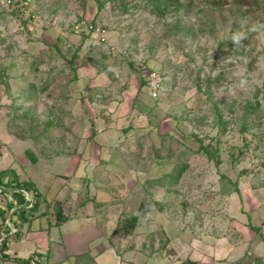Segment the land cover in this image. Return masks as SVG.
I'll return each mask as SVG.
<instances>
[{
	"label": "rangeland",
	"instance_id": "1",
	"mask_svg": "<svg viewBox=\"0 0 264 264\" xmlns=\"http://www.w3.org/2000/svg\"><path fill=\"white\" fill-rule=\"evenodd\" d=\"M154 1L33 0L42 19L31 30H15V14L0 6V171L62 183L74 175L58 165L73 166L87 142L95 167L118 165L102 172L114 180L99 190L125 202L118 240L137 264H193L196 241L223 259L256 242L229 197H240L245 177L264 197V0H182L162 14ZM79 20L100 24L104 40L74 34ZM138 56L160 78L156 98ZM108 130L121 150L105 156L108 134H98ZM9 198L0 191V205ZM12 229L0 217L7 244ZM251 246L234 264H264Z\"/></svg>",
	"mask_w": 264,
	"mask_h": 264
},
{
	"label": "crops",
	"instance_id": "2",
	"mask_svg": "<svg viewBox=\"0 0 264 264\" xmlns=\"http://www.w3.org/2000/svg\"><path fill=\"white\" fill-rule=\"evenodd\" d=\"M106 132L98 134V137L108 134L107 144L102 146L105 156L120 152L121 149L113 147V143L116 144L117 141L110 134L111 131ZM113 138L114 142L111 141ZM80 147L76 151L79 159L74 160L73 166L72 163L66 165L65 161L57 167L63 172H66V169L70 170V174L74 175L73 178L70 177L68 181L64 179L62 183L52 181L48 185L41 184L37 179L33 181L42 194L44 203L55 205L53 215L45 213L40 203L36 212L27 214L26 222L16 226L12 224L16 232L10 237L13 241L6 243L5 253L10 257L5 259L6 264H18L14 259L27 261L25 264H137L132 258V252L125 247L126 237L124 240H118L119 236L126 234L116 227L117 221L124 214L125 202L112 200L113 197L108 196L104 190H99L106 189L109 187V181L114 180L112 175L111 180L108 176L103 180L102 172L110 173V171L117 170L118 165L100 161V166L95 167L89 160L92 153L91 145L85 142ZM25 163V166L29 165L30 168L33 165L28 159ZM13 171L4 169L0 172H6L9 176ZM98 171L99 174L94 173ZM16 172L18 173L17 170ZM248 178L251 179V177H245L246 184L243 190L240 188V197L232 195L229 198L239 207V212H236L239 214V219L246 221L249 225L244 229L245 236L253 242L256 240L253 244L255 247H252V243L247 240L242 241V245L234 244L232 249L227 251L228 257L222 259L221 256L215 254L217 253L215 245L212 247L211 244H207L206 248L202 241H196L198 250L194 253L195 256L191 255L194 258L190 259L193 264H234L243 254L245 255L249 246L255 253L260 252L257 256L264 258V253L261 252L264 249V197L261 194L263 188L247 183ZM260 183H262L261 180ZM10 201L12 197L9 198ZM0 206L7 208V205ZM57 206L63 209L67 217V220L59 225L54 222V211ZM14 210L15 208L6 215V220L10 219ZM248 221L250 223H247ZM251 226L259 229V232ZM120 241L123 242L122 245ZM144 264L156 263L150 261Z\"/></svg>",
	"mask_w": 264,
	"mask_h": 264
},
{
	"label": "trees",
	"instance_id": "3",
	"mask_svg": "<svg viewBox=\"0 0 264 264\" xmlns=\"http://www.w3.org/2000/svg\"><path fill=\"white\" fill-rule=\"evenodd\" d=\"M204 4L220 7L223 6L225 0H200ZM236 5L239 6H249L253 5L257 0H232ZM182 0H155L153 2L154 12L158 14H162L168 9L170 6L178 7L180 6ZM190 2H194V0H190ZM8 175L6 172H0V191L5 193L6 195L10 192L12 201L7 203V208L4 209L0 206V217L6 220V215L13 209L9 221L16 226L20 223L26 222L28 220L27 214L34 213L38 210L40 205L41 193L37 189V187L33 183L29 182H20L16 174L13 175V178H7ZM67 217L65 216L62 208L57 206V210L55 212V224L59 225L62 222L66 221ZM254 230L259 232V229L252 227ZM264 239V238H263ZM6 251V241L3 240L1 243V258L9 259L10 257L5 253ZM18 262V264H25V262L14 259ZM29 262V261H28Z\"/></svg>",
	"mask_w": 264,
	"mask_h": 264
},
{
	"label": "built area",
	"instance_id": "4",
	"mask_svg": "<svg viewBox=\"0 0 264 264\" xmlns=\"http://www.w3.org/2000/svg\"><path fill=\"white\" fill-rule=\"evenodd\" d=\"M0 6L2 8L8 9L10 13L15 14V30H18L19 27H22L23 24L31 30L33 25L42 19L41 12L33 3V0H0ZM72 32L77 35H91L93 37L101 38L102 40H104V29L100 24L94 23L93 21L79 20L73 25ZM121 53L127 56L128 50L124 49L121 51ZM132 61L142 77H144V80L147 81L152 96L156 98L160 90V78L158 74L155 71L150 70L147 59L145 57L138 56L137 58H133ZM15 232L16 230H14L13 228L9 233L11 235ZM5 237L6 235L2 234V238L0 239V248L1 243L5 239Z\"/></svg>",
	"mask_w": 264,
	"mask_h": 264
}]
</instances>
